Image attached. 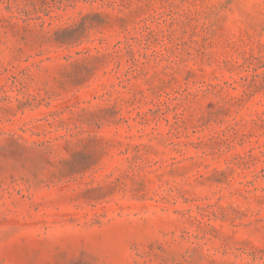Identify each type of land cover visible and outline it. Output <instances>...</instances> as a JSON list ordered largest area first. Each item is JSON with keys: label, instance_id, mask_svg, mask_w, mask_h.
<instances>
[{"label": "rangeland", "instance_id": "374dc122", "mask_svg": "<svg viewBox=\"0 0 264 264\" xmlns=\"http://www.w3.org/2000/svg\"><path fill=\"white\" fill-rule=\"evenodd\" d=\"M0 264H264V0H0Z\"/></svg>", "mask_w": 264, "mask_h": 264}]
</instances>
